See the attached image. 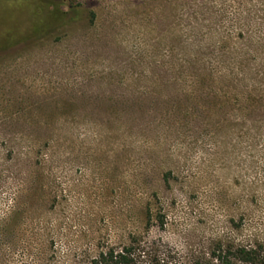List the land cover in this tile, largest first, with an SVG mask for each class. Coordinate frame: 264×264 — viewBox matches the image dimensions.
Listing matches in <instances>:
<instances>
[{"label": "rangeland", "instance_id": "obj_1", "mask_svg": "<svg viewBox=\"0 0 264 264\" xmlns=\"http://www.w3.org/2000/svg\"><path fill=\"white\" fill-rule=\"evenodd\" d=\"M134 239L264 244V0H0V264Z\"/></svg>", "mask_w": 264, "mask_h": 264}, {"label": "trees", "instance_id": "obj_2", "mask_svg": "<svg viewBox=\"0 0 264 264\" xmlns=\"http://www.w3.org/2000/svg\"><path fill=\"white\" fill-rule=\"evenodd\" d=\"M30 20L27 30L32 29L31 24L43 25V18L34 20L30 18ZM160 248L158 244L143 245L141 241L134 239L128 245L102 251L94 260V264H172L167 260V253ZM210 257L219 264H264V244L242 245L218 242L214 245Z\"/></svg>", "mask_w": 264, "mask_h": 264}]
</instances>
